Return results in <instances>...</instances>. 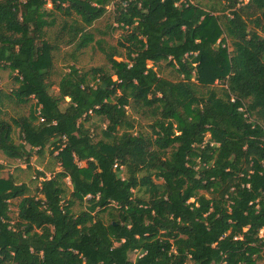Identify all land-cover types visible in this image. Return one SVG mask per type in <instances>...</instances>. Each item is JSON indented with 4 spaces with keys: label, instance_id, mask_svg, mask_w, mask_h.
I'll use <instances>...</instances> for the list:
<instances>
[{
    "label": "trees",
    "instance_id": "obj_1",
    "mask_svg": "<svg viewBox=\"0 0 264 264\" xmlns=\"http://www.w3.org/2000/svg\"><path fill=\"white\" fill-rule=\"evenodd\" d=\"M110 1L0 0V66L17 85L5 97L35 101L9 122L0 100V152L29 166L32 152L47 149L61 166L37 173L36 195L0 178V264H256L264 256V0H214L218 9L116 0L125 59L96 41L109 68L69 66L51 95L57 42L86 49L87 29ZM162 62L177 80L155 70ZM128 108L151 120L150 134L134 131ZM93 118L104 125L96 141ZM74 201L85 204L77 214Z\"/></svg>",
    "mask_w": 264,
    "mask_h": 264
},
{
    "label": "rangeland",
    "instance_id": "obj_2",
    "mask_svg": "<svg viewBox=\"0 0 264 264\" xmlns=\"http://www.w3.org/2000/svg\"><path fill=\"white\" fill-rule=\"evenodd\" d=\"M205 9L216 8L214 0H193ZM115 2L111 0L106 6V12L102 18L96 21L87 30L94 36V42L91 43L86 49L80 52L74 53L73 46L67 45L64 41H58V49L53 51V69L50 79V93L53 96L58 95V83L62 76L68 72L69 66H74L81 71H88L92 68L102 67L105 69L109 68V64L105 57V54L99 49L96 41L101 42L103 50L109 51L110 47H114L117 50V54L113 57L117 61L125 59L124 50L119 47L118 42L122 41L123 31L117 28V24L114 22L115 16ZM47 9L51 6L48 4ZM62 18L56 15V25L48 29V36L53 42L55 34L58 32ZM66 39V36H64ZM151 66V64H149ZM158 73L169 80H177L178 75L175 70L168 66L165 62L160 63L155 67ZM217 82H214L216 85ZM218 85H216L217 87ZM17 85L14 83L13 75L8 69H4L0 66V100L2 102L3 112L1 117L7 121L11 119H19L20 117H27L29 115L31 107L35 101L31 100L26 104H16L13 100H8L5 96L9 95L11 90L15 89ZM126 97L130 98V90H124L122 92ZM127 113L129 118L134 121V131L143 134H150L151 130L149 125L150 119H147L133 109L128 108ZM87 126L91 130L94 136V140H99L101 137L100 130L104 128V125L100 123L96 118H93ZM208 138V135L206 136ZM206 138V139H207ZM13 139L16 143L20 142L19 133L16 128H13ZM81 167H85V163H80ZM0 178H7L11 176L17 184H25L29 188L30 195H36L37 189L40 186L41 178L37 177L38 172H43L46 177H50L52 173L61 171V166L55 156H51L49 151L46 149L41 155H37L32 152L30 157V164L27 166L23 161L17 159H8L0 152ZM124 177V173L121 175ZM67 193L65 201L70 199L71 186L67 180H65ZM141 195V193H140ZM19 199L13 200L10 203V217L15 220L17 216V205ZM85 208V204L79 201H74L71 210L74 214L82 211ZM105 222H108V216L103 215ZM262 236V233L260 234ZM264 252L261 253V255ZM135 254L130 255V259H134ZM256 264H264V256L256 259Z\"/></svg>",
    "mask_w": 264,
    "mask_h": 264
},
{
    "label": "built area",
    "instance_id": "obj_3",
    "mask_svg": "<svg viewBox=\"0 0 264 264\" xmlns=\"http://www.w3.org/2000/svg\"><path fill=\"white\" fill-rule=\"evenodd\" d=\"M188 2L193 3L194 1L193 0H188ZM40 121L43 122V119H40ZM116 167H117V165H114V168H116Z\"/></svg>",
    "mask_w": 264,
    "mask_h": 264
}]
</instances>
